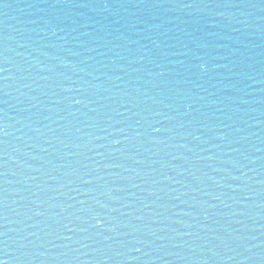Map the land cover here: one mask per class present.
Wrapping results in <instances>:
<instances>
[{
  "label": "water",
  "instance_id": "obj_1",
  "mask_svg": "<svg viewBox=\"0 0 264 264\" xmlns=\"http://www.w3.org/2000/svg\"><path fill=\"white\" fill-rule=\"evenodd\" d=\"M0 261L264 264V0H0Z\"/></svg>",
  "mask_w": 264,
  "mask_h": 264
},
{
  "label": "snow or ice",
  "instance_id": "obj_2",
  "mask_svg": "<svg viewBox=\"0 0 264 264\" xmlns=\"http://www.w3.org/2000/svg\"><path fill=\"white\" fill-rule=\"evenodd\" d=\"M201 67H203V65H201ZM157 131H158V129H157ZM137 251H139V249H137ZM0 264H3V261H0Z\"/></svg>",
  "mask_w": 264,
  "mask_h": 264
}]
</instances>
